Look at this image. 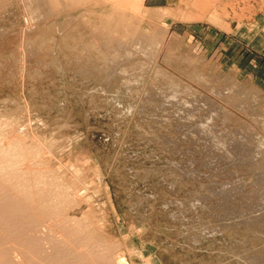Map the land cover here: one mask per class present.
Returning a JSON list of instances; mask_svg holds the SVG:
<instances>
[{
	"label": "rangeland",
	"instance_id": "rangeland-1",
	"mask_svg": "<svg viewBox=\"0 0 264 264\" xmlns=\"http://www.w3.org/2000/svg\"><path fill=\"white\" fill-rule=\"evenodd\" d=\"M0 143L118 264H264V0H0Z\"/></svg>",
	"mask_w": 264,
	"mask_h": 264
},
{
	"label": "bare ground",
	"instance_id": "bare-ground-1",
	"mask_svg": "<svg viewBox=\"0 0 264 264\" xmlns=\"http://www.w3.org/2000/svg\"><path fill=\"white\" fill-rule=\"evenodd\" d=\"M25 159L17 143H0V264H118L110 245L96 249L97 239L68 220L71 189L23 169Z\"/></svg>",
	"mask_w": 264,
	"mask_h": 264
}]
</instances>
